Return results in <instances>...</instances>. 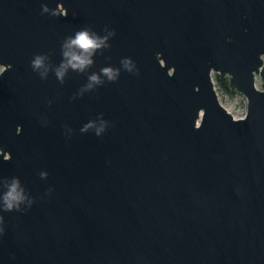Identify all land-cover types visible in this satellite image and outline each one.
<instances>
[{
    "label": "water",
    "instance_id": "obj_1",
    "mask_svg": "<svg viewBox=\"0 0 264 264\" xmlns=\"http://www.w3.org/2000/svg\"><path fill=\"white\" fill-rule=\"evenodd\" d=\"M0 65V264H264V0H0Z\"/></svg>",
    "mask_w": 264,
    "mask_h": 264
},
{
    "label": "clouds",
    "instance_id": "obj_2",
    "mask_svg": "<svg viewBox=\"0 0 264 264\" xmlns=\"http://www.w3.org/2000/svg\"><path fill=\"white\" fill-rule=\"evenodd\" d=\"M43 11L47 12L48 8L43 7ZM114 35V33H110ZM108 40L107 36L101 37L96 33L91 32L89 29H82L75 33L74 36L68 37L63 45V60L61 65L56 69V75L63 80L65 72L70 68L72 70L83 71L86 67L93 63L92 57L95 51L101 47L106 46ZM45 57L37 55L32 61V67L34 70L45 68ZM123 67L131 71L132 63L130 59L122 60ZM45 70H47L45 68ZM102 73L108 77L109 80L115 79V74L111 68L101 69ZM119 70H117L118 73ZM46 72V71H45ZM89 80L92 83H99V77L96 74L89 76ZM91 87V83L89 84ZM91 128H95V133L101 135L105 131V125L102 121L100 126H95L94 122H90L82 128V131H88ZM42 176H46V173H42ZM6 189L0 195V204H2L3 211L20 210L21 205L28 201V197L25 194L24 189L20 185V181L17 178H13L11 182H6L3 185ZM30 203V201H28Z\"/></svg>",
    "mask_w": 264,
    "mask_h": 264
},
{
    "label": "rangeland",
    "instance_id": "obj_3",
    "mask_svg": "<svg viewBox=\"0 0 264 264\" xmlns=\"http://www.w3.org/2000/svg\"><path fill=\"white\" fill-rule=\"evenodd\" d=\"M3 66L0 65V71ZM257 81L264 88V80L261 77L257 78ZM217 89V87H216ZM220 95V102L223 103L232 112H246L247 111V100L246 97L240 93L236 92L234 94H229L222 89H217Z\"/></svg>",
    "mask_w": 264,
    "mask_h": 264
},
{
    "label": "trees",
    "instance_id": "obj_4",
    "mask_svg": "<svg viewBox=\"0 0 264 264\" xmlns=\"http://www.w3.org/2000/svg\"><path fill=\"white\" fill-rule=\"evenodd\" d=\"M213 79L215 81V85H216L218 90L222 89L229 94H234V93L238 92V91L230 88L228 76H223L218 72H214L213 73Z\"/></svg>",
    "mask_w": 264,
    "mask_h": 264
}]
</instances>
